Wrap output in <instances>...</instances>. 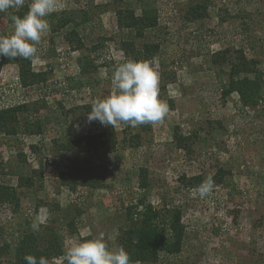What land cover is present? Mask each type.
<instances>
[{
    "label": "rangeland",
    "instance_id": "1",
    "mask_svg": "<svg viewBox=\"0 0 264 264\" xmlns=\"http://www.w3.org/2000/svg\"><path fill=\"white\" fill-rule=\"evenodd\" d=\"M202 1L156 0L158 25L137 35L119 26L122 0H58L55 12L72 13L79 22L83 48L74 49L66 40V32L77 28L74 21L59 32L50 26L33 58L37 70L48 72V81L22 90L30 105L20 124L26 127L25 118H30L33 125L44 116L51 124L36 136L0 132V183L16 186L19 196L18 201L0 202V264H14L9 244L19 229L69 211L83 215L75 232L67 226L71 219L63 220L64 249L100 233L110 248H119L118 236L129 225L127 205L139 201V210L147 204L181 211L182 250L161 254L153 264H264V98L245 106L237 92L223 96L237 55L256 60L264 75V0H209L203 17H190L189 6ZM4 14L0 35H10L13 24ZM58 48L71 52L62 59ZM218 54L227 61L216 62ZM83 56L88 57L83 60L91 67L88 72L79 65ZM130 59L158 61L159 86L167 84L159 92L169 106L165 120L137 127L118 122L115 128L89 122L93 102L117 91L115 68ZM17 79V64L1 67L0 82L16 84ZM110 132L116 134L115 146L109 144ZM78 136H98L97 143L87 151L60 150L61 142ZM51 155L69 158L81 182L95 187L79 183L76 190L84 196L78 198L76 190L55 179L58 174L47 163ZM21 161L30 175L42 168L45 181L36 177L33 188L23 187ZM141 167L148 170L146 188L140 187ZM209 175L214 190L201 199L197 189ZM160 227H165L162 222Z\"/></svg>",
    "mask_w": 264,
    "mask_h": 264
},
{
    "label": "trees",
    "instance_id": "2",
    "mask_svg": "<svg viewBox=\"0 0 264 264\" xmlns=\"http://www.w3.org/2000/svg\"><path fill=\"white\" fill-rule=\"evenodd\" d=\"M209 0H204L201 3L196 2L189 6L188 15L194 19H198L204 16L205 9L208 6ZM123 7L118 9L117 20L119 26H124L129 29H133L137 35H141L143 30L155 28L158 25V9L156 0H122ZM140 9L141 14H135L136 10ZM28 11V3L23 8L18 10L10 9L4 14L5 19L13 24L10 16L18 15L23 16ZM106 11V9L104 10ZM67 12H53L49 15V25L54 32L67 28L70 23L77 25L72 27L66 32V40L72 45L74 49L83 48V38L78 31L79 22L73 19V14L66 15ZM86 13V12H85ZM74 21V22H73ZM4 36H7L3 34ZM50 42V40H49ZM48 53L52 51L51 44L48 47ZM96 49L91 50L95 52ZM57 52V51H56ZM58 54V53H56ZM140 52H136L134 56L139 59ZM215 61H227L226 56L222 57L221 54ZM88 58L83 56L79 60L81 70L88 72L91 67L86 66L87 62H83ZM237 62L231 64V69L228 73V79L225 82V90L223 89V96H227L233 92H237L240 96L242 103L245 106L256 105L262 98H264V75L256 68L258 62L256 60L248 59L243 54L237 55ZM85 61V60H84ZM6 63H15L18 66V78L19 85L21 87H31L46 83L48 81L47 71H35L33 68V59L15 58L9 59L7 57L0 58V69ZM249 73H255L254 77L248 76ZM166 83L159 86V92L162 89L166 90ZM38 102H34L36 105ZM43 102L42 105H45ZM29 103H22L12 106L8 109L0 110V131L8 135H16L19 131H26L28 133H37L42 131V125L44 123L43 118H37L36 124H30V118H25L27 121L26 127L20 124V115L22 112H26L29 109ZM28 106V107H27ZM31 126V128L29 127ZM32 127H36L33 129ZM98 136H78L67 142H61L60 150L71 151L75 148H79L80 151H87L97 143ZM109 144L116 145L117 138L114 132L107 134ZM101 142H99L100 144ZM179 146H184L179 143ZM30 175L26 171L25 161L19 163L18 177L21 180V185L24 187L33 188L36 184L35 178L39 177L44 180V172L40 170L32 169ZM147 169L141 167L140 187H147L146 173ZM79 174L74 170V164L71 162L68 168L60 169L56 180H60L62 185L68 186L72 190H76L77 185H87L95 187L93 182H81L78 177ZM45 181V180H44ZM220 181V180H219ZM201 184V182H200ZM199 184V185H200ZM16 186L0 183V202H12L18 201V193ZM97 187V186H96ZM77 191V197L82 198L84 194H79ZM141 201L137 203L131 202L127 205V220L128 226H125L120 235L118 236V245L123 247L130 255V262H139L141 264H153L161 258V254L171 256L179 253L184 244L185 230L181 223V211L175 208H153L151 206H143L141 210L139 207L142 205ZM51 209V211H53ZM72 212L73 211H69ZM67 213V212H66ZM77 215H81V212L77 211ZM65 218H61L59 214L52 216L50 221L46 224H40V230L34 232L31 227H25L17 231L16 236L11 240V244L14 249V264H26L24 256L26 254H33L37 258L44 256L49 262L54 259H60L62 257V264H67L63 258L64 254V240L61 235V229L63 228V221ZM165 227L161 228L160 223ZM71 232L76 231L75 219H71L67 223ZM92 236L82 237L81 241L86 239H92Z\"/></svg>",
    "mask_w": 264,
    "mask_h": 264
},
{
    "label": "clouds",
    "instance_id": "3",
    "mask_svg": "<svg viewBox=\"0 0 264 264\" xmlns=\"http://www.w3.org/2000/svg\"><path fill=\"white\" fill-rule=\"evenodd\" d=\"M25 3L26 0H0V13L21 9ZM58 8V0H31L25 15H11L13 32L7 36L0 35V58H35L42 37L50 28L47 17ZM157 64L154 59H130L119 64L112 74V84L117 91L93 102L88 121H99L114 128L118 122L131 127L163 122L169 106L159 97ZM213 190L211 175L197 189L201 199L210 196ZM31 229L34 232L40 230L39 218L31 224ZM63 258L67 264H130L129 253L123 247L110 248L103 233L66 247ZM24 260L26 264H49L44 256L37 258L33 254H26Z\"/></svg>",
    "mask_w": 264,
    "mask_h": 264
},
{
    "label": "built area",
    "instance_id": "4",
    "mask_svg": "<svg viewBox=\"0 0 264 264\" xmlns=\"http://www.w3.org/2000/svg\"><path fill=\"white\" fill-rule=\"evenodd\" d=\"M56 51L58 55L61 56L62 59L65 58L63 56H66L67 53L71 52L69 50H66L65 48L64 49L58 48ZM159 76L161 81L160 73ZM160 81H159V85H160ZM17 82L18 83L16 84H12L11 82H9V80H4L0 82V109H8L12 106L27 102L22 94V90L24 88L19 85V79H17ZM47 161H48L47 162L48 166H52L53 172L55 171L57 174L59 173L60 169H64V168L66 169L71 164L69 158L61 155L60 156L51 155V157H49Z\"/></svg>",
    "mask_w": 264,
    "mask_h": 264
},
{
    "label": "crops",
    "instance_id": "5",
    "mask_svg": "<svg viewBox=\"0 0 264 264\" xmlns=\"http://www.w3.org/2000/svg\"><path fill=\"white\" fill-rule=\"evenodd\" d=\"M34 61V60H33ZM40 65H42V64H40ZM33 68H34V70L35 71H43L40 67H39V69L37 70V66H36V64L33 62ZM22 117H20V119H21ZM23 119V118H22ZM43 119L44 120H46V121H44V123H43V125H42V131H43V128L44 127H48L49 126V124H51L50 123V117L49 116H44L43 117ZM41 131V132H42ZM1 132V131H0ZM41 132H37V133H31V135H38V134H40ZM2 134H4V135H7V136H9V137H14V136H16V135H18V134H16V135H8V134H6V133H4V132H1ZM1 133H0V135H1ZM78 213H72V212H67L66 214H63V215H61L62 216V219L63 218H65V219H75V222H76V220H77V218H79L81 215H83V214H81V215H77ZM61 260H62V257L60 258ZM130 263H139V262H130ZM139 264H141V263H139Z\"/></svg>",
    "mask_w": 264,
    "mask_h": 264
}]
</instances>
